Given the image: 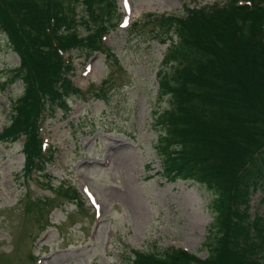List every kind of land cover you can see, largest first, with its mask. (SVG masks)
I'll use <instances>...</instances> for the list:
<instances>
[{"label":"trees","instance_id":"obj_1","mask_svg":"<svg viewBox=\"0 0 264 264\" xmlns=\"http://www.w3.org/2000/svg\"><path fill=\"white\" fill-rule=\"evenodd\" d=\"M84 1L96 27L81 38L80 0H0V31L19 58L3 88L17 82L23 87L0 143L24 138L29 174L42 175L53 160L41 137L45 119L70 113L68 100L84 96L72 82L73 62L65 55L78 49L88 56L107 52L104 38L122 18L115 0ZM185 10L150 14L131 31L154 24L155 39L170 43L158 72V101L167 106L152 113L158 174L169 182L194 181L211 193L213 220L202 246L208 255L170 247L160 254L123 253L121 262L264 264V215L250 214L251 188L264 185V0ZM66 196L79 203L75 191ZM42 202L48 204L34 205Z\"/></svg>","mask_w":264,"mask_h":264},{"label":"rangeland","instance_id":"obj_2","mask_svg":"<svg viewBox=\"0 0 264 264\" xmlns=\"http://www.w3.org/2000/svg\"><path fill=\"white\" fill-rule=\"evenodd\" d=\"M115 1L122 18L104 38L107 52L66 55L84 96L68 100L70 113L45 119L42 137L53 154L46 171H25L23 139L0 143V264H122L123 253L170 247L208 255L202 246L213 220L211 193L158 175L152 113L167 106L158 101V72L170 43L155 39L154 24L131 27L150 14L184 15L186 6L224 0ZM76 15L85 38L96 26L84 0ZM18 64L0 31V132L23 90L21 82L3 88ZM74 191L79 203L66 196ZM251 192V216L264 215V185ZM40 199L48 204L34 205Z\"/></svg>","mask_w":264,"mask_h":264}]
</instances>
